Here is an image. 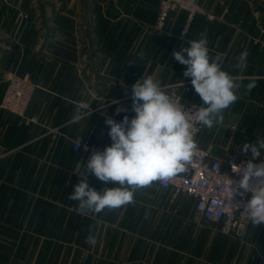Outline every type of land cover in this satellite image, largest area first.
Wrapping results in <instances>:
<instances>
[{"label": "crops", "instance_id": "crops-1", "mask_svg": "<svg viewBox=\"0 0 264 264\" xmlns=\"http://www.w3.org/2000/svg\"><path fill=\"white\" fill-rule=\"evenodd\" d=\"M202 3L213 18L174 11L156 32L158 0H0V104L9 72L37 84L27 110L36 122L0 107V264H264V225L224 233L197 216L195 198L175 196L159 181L138 189L134 203L98 214L79 215L68 199L90 157L75 152L72 140L92 131L96 143L111 142L105 117L120 122L131 114L132 85L143 75L162 86L191 81L172 53L201 32L241 87L223 123L205 126L197 144L217 158L252 156L239 149L264 138V47L254 43L264 39V0ZM18 8L30 14L19 29ZM245 50L247 66L237 70ZM183 94L202 103L192 84ZM81 101L91 112L71 123ZM87 182L97 191L115 186L91 174ZM89 234L95 245L85 242Z\"/></svg>", "mask_w": 264, "mask_h": 264}, {"label": "clouds", "instance_id": "clouds-1", "mask_svg": "<svg viewBox=\"0 0 264 264\" xmlns=\"http://www.w3.org/2000/svg\"><path fill=\"white\" fill-rule=\"evenodd\" d=\"M172 55L186 66L184 76L191 79L202 104L195 110L185 108L159 80L144 75L142 80H137L132 85L134 118L129 120L124 116L117 122L106 116L111 146L94 151L86 166L81 165L84 173L78 175L79 183L68 196L78 202L79 215L98 214L105 209L115 210L132 204L138 189L184 172L198 151L192 131L194 123L212 129L223 123L224 111L239 99L237 91L241 85L238 78L223 69V53L210 55L206 32H201L199 39L190 40L188 47L174 51ZM248 55L245 50L236 58L237 70L246 68ZM143 56L141 52L140 57ZM254 87V83H249L247 91L251 92ZM90 106L86 101L79 102L71 123H79L88 116ZM82 139L77 138L73 144L79 145ZM239 150L244 154L250 151L252 157L242 164L232 165L239 180L229 179L227 193L232 200L241 194V190L250 194L243 206V215L253 227L264 225V138L258 137L255 143H244ZM254 160L258 162L254 163ZM89 174L115 186L97 191L87 182ZM85 242L95 245L97 241L89 234Z\"/></svg>", "mask_w": 264, "mask_h": 264}, {"label": "built area", "instance_id": "built-area-1", "mask_svg": "<svg viewBox=\"0 0 264 264\" xmlns=\"http://www.w3.org/2000/svg\"><path fill=\"white\" fill-rule=\"evenodd\" d=\"M159 13L154 25L156 32H163L169 24V18L172 12L184 10L188 12L189 20L197 14H206L213 18L212 14L206 12L202 0H158ZM6 4L12 5L13 0H3ZM30 18V14L18 8L15 17L16 28L19 29L22 24ZM187 30H183L181 38L186 39ZM254 43L264 47V39L255 38ZM7 89L0 104V107L6 111L12 112L20 117L21 122H36V117H28L27 110L37 90V84L29 74H18L9 72L6 74ZM191 89V81L182 80L166 86V90L173 95L174 99L180 100V103L188 109L195 110L202 103L194 102L186 98L183 91ZM135 112L132 111L128 116L129 120L134 118ZM205 126L194 123L192 129L194 139H197ZM73 150L86 155H91L94 151H103L108 144L96 143L93 140L91 131L83 138L79 145L73 144ZM198 145V144H197ZM251 155L235 156L229 155L225 158L215 157L209 150L198 145V151L194 155L191 163L186 165V170L178 173L176 176L159 181L163 188H171L174 195L186 193L195 198L196 212L199 218H206L220 224L224 233L242 235L246 229L248 221L243 215V206L250 199V194L243 193L234 196L233 200L228 196L227 187L230 178L239 180L232 169L233 164H242L250 159ZM257 163L258 161H253ZM239 208H237V206Z\"/></svg>", "mask_w": 264, "mask_h": 264}]
</instances>
